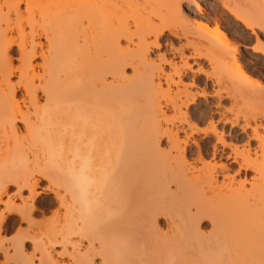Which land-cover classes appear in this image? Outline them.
Here are the masks:
<instances>
[{"label":"bare ground","instance_id":"1","mask_svg":"<svg viewBox=\"0 0 264 264\" xmlns=\"http://www.w3.org/2000/svg\"><path fill=\"white\" fill-rule=\"evenodd\" d=\"M33 1L0 0V264H264V120L217 77H248L237 49L203 19L209 43L160 42L201 3L133 29L122 0H39L27 31ZM219 2L264 33V0Z\"/></svg>","mask_w":264,"mask_h":264},{"label":"rangeland","instance_id":"2","mask_svg":"<svg viewBox=\"0 0 264 264\" xmlns=\"http://www.w3.org/2000/svg\"><path fill=\"white\" fill-rule=\"evenodd\" d=\"M122 1L125 3V4L123 3L125 5L124 6L125 8L124 7L123 8L125 9V13H126L124 16V21L126 23L131 24L132 28L136 26V25L134 26V23L136 24V22H140L141 19L138 17H142L141 14L148 15L150 14L149 12H151V10L153 8L155 9L156 7L154 5L155 2H153V0L152 2L151 1L148 2V0H122ZM198 1L201 3L203 7L202 13L197 12L195 7L189 4L188 1L181 2L180 7L183 10V15L181 16V18H179L175 22L172 21V23L170 24H172V28L174 29V31L177 30L179 33L186 32L187 34L185 33L184 36L181 33V38L180 37L174 38L167 31H165V35L163 39L160 40L162 47H164V43L165 41H167V39L172 40L175 45H178L179 42L182 41L184 42L186 38H188L191 41L201 40V42L203 41L204 43L206 42L209 43V40L206 38L202 37L203 40L199 39L200 34L198 37L199 32H197V29L195 28L197 25L196 22L203 19L211 27H215V25L218 24L221 27L222 32L225 33L228 39L230 40V41L228 40L229 41L228 47L232 49H237L238 53H236V57L241 65V68L243 69V71H245V73L248 76L244 78V76L240 74V72L237 69L235 70L233 66H231L234 60L232 61L233 56L230 55L227 58H225V60L222 63L224 68L221 66L219 70H217L219 73L216 72L217 77H220L222 80L220 87H222V89L224 90L226 89V91H228L233 97L234 96L236 97V98L234 97L233 99L234 101L233 103L235 105L233 108L234 115H238L239 117H241L242 120L246 118L256 117L255 118L256 121H263L264 120L263 119L264 118V57L260 53L253 52L252 47H254L257 44L256 42L257 36L259 37L258 39L259 40L261 39L260 41L264 43V33L256 29V36H255L251 34L250 31L245 30L244 26L241 23H239L237 20H235V18L232 15L229 14V12L221 5L219 0H198ZM44 8L45 5L42 4L41 1L36 0L33 1V3L31 4V8H29L30 11L26 13L24 5H21L22 12H24L23 13L24 17L20 18V20L25 24L27 31H29L30 25L33 22L34 17L41 14V10ZM70 16L72 17L73 14L71 13ZM97 19L99 20L100 18H96V20H94V23L96 24L97 22L95 21H97ZM101 20H99V22H101ZM71 24L74 25L73 23ZM65 25L66 24H62L63 27H65ZM184 37L186 38L184 39ZM219 40L214 38L213 43L215 45H219V47L220 45H222L223 47L227 46L226 44H223L222 40L220 41ZM262 48H264V44ZM188 50H189L188 48L185 49L186 53H188ZM154 51H156V49ZM229 59L231 60V62H229ZM189 62H191L190 59ZM127 72L129 74L130 70L128 69ZM229 74H231V76L233 77V81L231 82L228 79ZM226 80L229 82H227ZM201 101L203 100L201 99ZM223 104L227 106V108H230L232 106V102L230 101V99L225 101ZM195 124L202 130H208V124L206 123L196 122ZM239 139H240L239 144L243 145V142L246 140L245 136L240 135ZM251 143L252 145L255 144L254 141H251ZM49 214L51 213H48L47 216L51 217L52 214L51 215ZM208 222L206 221V225L204 226V228L207 226L206 227L207 230L210 229ZM56 249L58 251L61 250L59 247H56ZM0 260H2V258Z\"/></svg>","mask_w":264,"mask_h":264}]
</instances>
